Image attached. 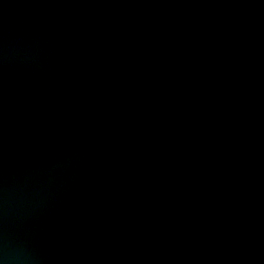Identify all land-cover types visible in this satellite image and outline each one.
<instances>
[{
  "label": "water",
  "instance_id": "95a60500",
  "mask_svg": "<svg viewBox=\"0 0 264 264\" xmlns=\"http://www.w3.org/2000/svg\"><path fill=\"white\" fill-rule=\"evenodd\" d=\"M0 264H264V0H0Z\"/></svg>",
  "mask_w": 264,
  "mask_h": 264
}]
</instances>
